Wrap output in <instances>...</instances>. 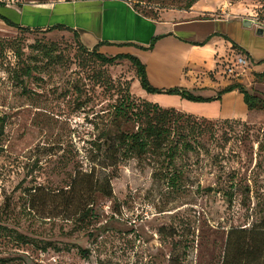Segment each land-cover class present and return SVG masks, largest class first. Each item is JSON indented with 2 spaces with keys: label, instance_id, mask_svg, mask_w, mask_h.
I'll return each instance as SVG.
<instances>
[{
  "label": "rangeland",
  "instance_id": "rangeland-1",
  "mask_svg": "<svg viewBox=\"0 0 264 264\" xmlns=\"http://www.w3.org/2000/svg\"><path fill=\"white\" fill-rule=\"evenodd\" d=\"M53 1L0 3L21 8ZM123 1L150 19L168 12L182 19L236 17L264 29V0H196L189 8L190 0ZM247 85L248 93L264 96V79L252 74ZM139 88L128 60L103 65L67 30L26 31L0 21V257L7 264H220L227 229L262 218L264 110L248 109L241 91L249 122L186 113L169 107V96L177 94L158 93L156 104L171 108L175 127L187 134L178 142L174 166L151 152L119 161L113 196L97 194L93 213L78 217L75 208L87 194L74 198L60 189L79 167L89 168L88 153L102 131L137 129L114 106L126 98L136 105L148 101ZM200 125L208 130L197 133ZM163 171L178 172L177 182L168 184ZM230 181L245 188L231 202L221 191L205 190ZM21 234L28 242L18 240ZM44 243L59 249L42 250Z\"/></svg>",
  "mask_w": 264,
  "mask_h": 264
},
{
  "label": "crops",
  "instance_id": "crops-1",
  "mask_svg": "<svg viewBox=\"0 0 264 264\" xmlns=\"http://www.w3.org/2000/svg\"><path fill=\"white\" fill-rule=\"evenodd\" d=\"M6 9L10 10L4 15L22 26L44 28L62 24L75 30L89 48L106 42L107 45L99 47L104 54L137 56L145 64L147 79L156 88L180 87L195 95L217 97L232 82L241 83L246 89L252 74L264 72V39L258 40L257 29L243 28L242 21L236 17L182 19L181 15L168 12L155 20L137 13L123 0H54L21 8L7 6L1 12ZM233 43L246 49L252 57L246 75L236 80L220 75L218 64L235 51ZM205 90L210 92L201 94ZM138 92L148 101L159 104L162 94L150 95L140 88ZM169 98L173 103L169 107L199 117L249 122L250 112L238 89L209 102H194L178 95Z\"/></svg>",
  "mask_w": 264,
  "mask_h": 264
},
{
  "label": "trees",
  "instance_id": "trees-1",
  "mask_svg": "<svg viewBox=\"0 0 264 264\" xmlns=\"http://www.w3.org/2000/svg\"><path fill=\"white\" fill-rule=\"evenodd\" d=\"M196 0H190L186 7H190ZM7 6L0 3V20L6 25L18 28L20 30L33 31H52V30H67L71 32L78 43V47L87 55L93 57L96 61L103 65H111L119 60H128L135 68L136 77L138 78L139 85L147 93H168L177 94L181 98L191 101H211L219 98L220 94L225 91L238 89L244 93L245 102L248 109L264 110V96L256 94H250L245 90L243 85L238 82H232L224 87L217 97H202L195 95L180 87H171L167 89L156 88L152 86L147 79L145 72V64L135 55L128 53H120L116 55H107L100 52L99 47L107 45L106 42H99L93 47L89 48L82 43L77 32L65 25L57 24L49 27H29L22 26L19 23H15L10 18L5 16L1 9H5ZM143 16V15H142ZM145 17V16H144ZM162 18V17H161ZM161 18L155 19L159 20ZM158 37H154L150 42L148 48H151ZM226 38V36L224 35ZM235 51L244 54L249 60H252L249 52L233 43ZM251 62V61H250ZM255 76L262 80L264 79V72L256 73ZM115 113L118 114L124 121L134 120L137 122V129L135 131H116L104 130L100 133L104 137L103 142L101 138H97L93 143V152L88 153L87 160L89 161L88 169L83 170L82 167L78 168L75 175L72 176L69 185L65 189H60L64 194L74 197L86 193L88 199L83 204H79L75 208V212L79 218H84L90 213H93V207L95 204V198L97 194L105 197L113 196V189L111 180L114 177L113 172L118 169L117 165L119 161L129 160L132 158H141L147 152H151L158 157V160L163 157L162 160L168 162V164L174 166L175 156L177 154L176 149L178 142L182 137L187 134L184 133L180 127H175L176 121L172 119L173 110L170 108H162L158 104L144 101L141 105H136L133 101L125 100L119 101L115 106ZM221 121L232 122L240 121L235 119H222ZM204 122V120H203ZM245 122V121H242ZM5 118L0 117V139L4 134ZM197 133H204L208 128L201 125L197 128ZM182 146L190 148L191 145L188 141H182ZM2 147H0V151ZM174 168V167H173ZM167 174L163 171V177L167 179L168 184L171 180L177 182V178L174 174ZM217 187L208 186L206 191H221L223 197L227 202H231L235 191L243 190L241 183H234L233 181L217 183ZM248 185L246 190L248 191ZM31 190L36 193L39 188L34 187ZM68 198V197H67ZM82 200V198H79ZM18 240L28 242L24 239V235H18ZM42 250L48 248L59 249L57 246H52V243H44L39 245ZM86 251H82L84 254ZM9 259L0 257V264H7ZM220 264H264V215L259 220H256L247 226H230L226 232V238L224 242V249Z\"/></svg>",
  "mask_w": 264,
  "mask_h": 264
},
{
  "label": "built area",
  "instance_id": "built-area-1",
  "mask_svg": "<svg viewBox=\"0 0 264 264\" xmlns=\"http://www.w3.org/2000/svg\"><path fill=\"white\" fill-rule=\"evenodd\" d=\"M218 64L220 75L230 80H236L246 75L250 60L244 54L234 51Z\"/></svg>",
  "mask_w": 264,
  "mask_h": 264
},
{
  "label": "water",
  "instance_id": "water-1",
  "mask_svg": "<svg viewBox=\"0 0 264 264\" xmlns=\"http://www.w3.org/2000/svg\"><path fill=\"white\" fill-rule=\"evenodd\" d=\"M254 21L252 19H243L242 26L244 27H251ZM257 34H264V29L258 28Z\"/></svg>",
  "mask_w": 264,
  "mask_h": 264
}]
</instances>
